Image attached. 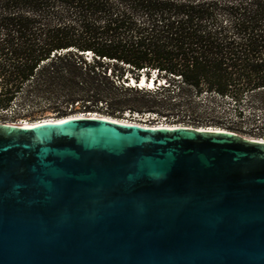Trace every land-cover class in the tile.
Listing matches in <instances>:
<instances>
[{
	"label": "water",
	"instance_id": "water-1",
	"mask_svg": "<svg viewBox=\"0 0 264 264\" xmlns=\"http://www.w3.org/2000/svg\"><path fill=\"white\" fill-rule=\"evenodd\" d=\"M85 113L0 123V264H264L263 141Z\"/></svg>",
	"mask_w": 264,
	"mask_h": 264
},
{
	"label": "trees",
	"instance_id": "trees-1",
	"mask_svg": "<svg viewBox=\"0 0 264 264\" xmlns=\"http://www.w3.org/2000/svg\"><path fill=\"white\" fill-rule=\"evenodd\" d=\"M142 76L153 90L127 86ZM225 99L235 133L264 111V0H0V110L214 127Z\"/></svg>",
	"mask_w": 264,
	"mask_h": 264
},
{
	"label": "rangeland",
	"instance_id": "rangeland-1",
	"mask_svg": "<svg viewBox=\"0 0 264 264\" xmlns=\"http://www.w3.org/2000/svg\"><path fill=\"white\" fill-rule=\"evenodd\" d=\"M199 104L201 106H205L208 104V101H211L209 96L205 95L203 97L200 98ZM246 105H249L250 103L248 101V99L244 100ZM23 103V102H22ZM21 100L17 101V108L15 109V114H13V119H21L22 123L23 122H32L35 120H40V119H45V118H49V117H58L56 115V113L52 112V111H32V110H23L22 106H21ZM215 103H217V105L219 106V108L221 109V113L219 115V119L216 120L218 123L228 126V125H232L233 122L235 123V106L234 103L230 100V99H225V100H216ZM244 119L243 120V124L241 125L242 128V135H247L250 136V134H253V132H256L257 130H259L261 133H264V111L260 110L258 108H255L253 110L247 109ZM79 113V112H78ZM72 114H76V113H72ZM137 113H125L123 115V118H132V116H136ZM139 114V118H143L144 119V115L143 113H138ZM69 115V114H68ZM67 116V115H66ZM63 117V116H62ZM7 117H3L0 116V119H5ZM18 120V121H19ZM146 120V118H145ZM148 122H154V123H158V122H163V123H169L172 124L173 120L169 121V120H165L164 117L161 116H157L155 117L153 120L152 118L147 119ZM15 123V122H13ZM18 124V123H17Z\"/></svg>",
	"mask_w": 264,
	"mask_h": 264
},
{
	"label": "built area",
	"instance_id": "built-area-1",
	"mask_svg": "<svg viewBox=\"0 0 264 264\" xmlns=\"http://www.w3.org/2000/svg\"><path fill=\"white\" fill-rule=\"evenodd\" d=\"M16 108H17V102H13L12 107L10 109L0 110V116L7 117L3 120L0 119V123H9V122H13V121L17 122L19 119H13V116H12L13 114H15L14 112H15ZM143 115H144V119L139 118V114L137 113L136 116L133 115L132 118H130V120L140 121L142 123H145V126H150V125H154L152 127H155V125H157L156 127L166 126V125H163V122H158V123L148 122L147 119L152 118V120H153L156 117V114L144 113ZM145 118H146V120H145ZM137 124H139V123H137ZM164 124H166V123H164ZM140 125H142V124H140ZM179 125L188 126L185 124H179ZM214 129H218V130H222V131H231L226 126H214ZM244 136H246L250 139L264 141V133H261L259 130H257L256 132H253V134H250V136H247V135H244Z\"/></svg>",
	"mask_w": 264,
	"mask_h": 264
},
{
	"label": "bare ground",
	"instance_id": "bare-ground-1",
	"mask_svg": "<svg viewBox=\"0 0 264 264\" xmlns=\"http://www.w3.org/2000/svg\"><path fill=\"white\" fill-rule=\"evenodd\" d=\"M143 78H142V84L143 83H145L144 82V80H146V76H142ZM147 81H149V80H147ZM95 113V114H94ZM86 113H76V114H69V115H67V116H63V117H49V118H45V119H40V120H35V121H32V122H23L22 123V120H19V121H13V122H15V123H18V124H21V125H25V126H32V125H35V124H40V122H48V121H50V122H57V121H59V122H61V121H63V120H67V119H70V118H75V117H82L83 115H85ZM90 114H94V115H99L98 113H96V112H91ZM102 115V114H101ZM128 118V119H127ZM125 117V118H115V119H119V120H122V122L123 123H125V124H137V123H139V124H142V126H144L145 125V123H142V122H140V121H135V120H130V118L129 117ZM13 122H9V123H13ZM39 122V123H38ZM147 125V124H146ZM163 125H166L167 126V128H171V129H174L175 127L174 126H179V124H169V123H166V124H164L163 123ZM150 126H154V125H150ZM157 125H155V127H156ZM202 128H207L208 130L210 129V130H213L214 129V127H210V126H206V127H202ZM215 130H217V132L219 131L218 129H215ZM221 132V131H220ZM264 142V141H263Z\"/></svg>",
	"mask_w": 264,
	"mask_h": 264
}]
</instances>
